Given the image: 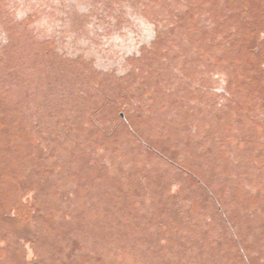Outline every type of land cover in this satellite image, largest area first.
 Listing matches in <instances>:
<instances>
[{
  "label": "rangeland",
  "instance_id": "obj_1",
  "mask_svg": "<svg viewBox=\"0 0 264 264\" xmlns=\"http://www.w3.org/2000/svg\"><path fill=\"white\" fill-rule=\"evenodd\" d=\"M256 24L239 0H0V264H264Z\"/></svg>",
  "mask_w": 264,
  "mask_h": 264
},
{
  "label": "flooded vegetation",
  "instance_id": "obj_2",
  "mask_svg": "<svg viewBox=\"0 0 264 264\" xmlns=\"http://www.w3.org/2000/svg\"><path fill=\"white\" fill-rule=\"evenodd\" d=\"M241 3V7H243V18L244 20H248V22L257 23L253 25V34L254 38L251 43L246 44V47L242 49L244 53H250L252 56L257 57V61L255 64V71L258 73L257 75L254 74L249 75L251 79L254 81V85L257 86H264V0H252L253 12L251 16L248 15V0H239ZM254 4V5H253ZM208 18L203 17L201 22L209 23ZM257 30V31H256ZM243 53V54H244Z\"/></svg>",
  "mask_w": 264,
  "mask_h": 264
}]
</instances>
